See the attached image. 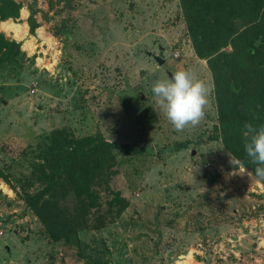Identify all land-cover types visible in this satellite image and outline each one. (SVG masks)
Here are the masks:
<instances>
[{"label":"rangeland","instance_id":"374dc122","mask_svg":"<svg viewBox=\"0 0 264 264\" xmlns=\"http://www.w3.org/2000/svg\"><path fill=\"white\" fill-rule=\"evenodd\" d=\"M16 1L18 17L0 21L23 51L0 66V264H264V186L223 148L213 94L200 124L178 132L152 93L185 67L212 85L177 0H73L58 14L54 0ZM64 17L59 41L50 31ZM55 127L130 149L113 151L109 181L125 207L69 243L50 240L22 200L30 150Z\"/></svg>","mask_w":264,"mask_h":264},{"label":"trees","instance_id":"16d2710c","mask_svg":"<svg viewBox=\"0 0 264 264\" xmlns=\"http://www.w3.org/2000/svg\"><path fill=\"white\" fill-rule=\"evenodd\" d=\"M54 1L61 3L54 14L75 8L73 0ZM54 1L47 0L48 9ZM177 3L194 55L205 60L211 76L220 142L264 186L245 157L242 135L246 121L264 124V0ZM20 8L16 0H0V21L17 18ZM33 14L28 9L30 34L38 26ZM67 25L68 18H61L50 32L61 41L68 36ZM22 52L19 41L0 32V66L13 63ZM34 146L22 200L50 240L69 243L79 230L100 228L125 207L109 181L119 164L113 151H130L126 145L107 141L99 132L76 136L66 127H55L46 141L36 140ZM102 192L109 196L104 203Z\"/></svg>","mask_w":264,"mask_h":264},{"label":"clouds","instance_id":"9594fccd","mask_svg":"<svg viewBox=\"0 0 264 264\" xmlns=\"http://www.w3.org/2000/svg\"><path fill=\"white\" fill-rule=\"evenodd\" d=\"M213 92V86L198 76L191 67L173 72L170 78L157 79L152 85V93L158 105L178 132L200 124L206 116V108ZM242 135L245 157L255 166L256 177L264 180V124L246 121ZM231 162L239 167V163L233 158Z\"/></svg>","mask_w":264,"mask_h":264},{"label":"water","instance_id":"95a60500","mask_svg":"<svg viewBox=\"0 0 264 264\" xmlns=\"http://www.w3.org/2000/svg\"><path fill=\"white\" fill-rule=\"evenodd\" d=\"M153 59L157 62L158 65L162 64L164 61V58L162 56V52L159 51L157 55H153ZM168 76L171 77V74L168 73ZM141 97V94H140ZM39 108V106H37Z\"/></svg>","mask_w":264,"mask_h":264},{"label":"built area","instance_id":"2783aa9c","mask_svg":"<svg viewBox=\"0 0 264 264\" xmlns=\"http://www.w3.org/2000/svg\"><path fill=\"white\" fill-rule=\"evenodd\" d=\"M173 56L177 57V53H174ZM35 88H36V82H32L30 84V92H33L35 90Z\"/></svg>","mask_w":264,"mask_h":264}]
</instances>
